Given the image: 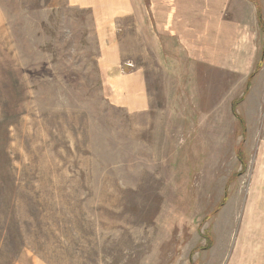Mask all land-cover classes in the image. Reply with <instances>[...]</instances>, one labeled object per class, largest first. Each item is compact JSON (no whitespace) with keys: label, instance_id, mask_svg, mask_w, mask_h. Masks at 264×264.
<instances>
[{"label":"rangeland","instance_id":"374dc122","mask_svg":"<svg viewBox=\"0 0 264 264\" xmlns=\"http://www.w3.org/2000/svg\"><path fill=\"white\" fill-rule=\"evenodd\" d=\"M226 8L218 47L133 28L132 112L93 9L0 0V264H264V0Z\"/></svg>","mask_w":264,"mask_h":264},{"label":"crops","instance_id":"0c3cea01","mask_svg":"<svg viewBox=\"0 0 264 264\" xmlns=\"http://www.w3.org/2000/svg\"><path fill=\"white\" fill-rule=\"evenodd\" d=\"M77 5L93 9L92 16L95 23V31L98 34L99 44L103 54L101 63L116 68V74L109 77L115 83L116 96L119 102L127 105L132 112H140L148 109V92L141 68L131 69L126 74L125 64L135 62L129 59L123 48L129 39L135 43L140 42V36L131 37L133 28L147 30L143 32V39L153 34L157 42L165 50L168 41H174L177 48H186L194 39L204 43L209 39V31H201L194 27V32L189 30L195 21L201 25L210 24L215 34L211 41L218 47L222 38L216 23L226 16V2L230 0H73ZM146 2V3H145ZM147 5V7L145 6ZM193 18V19H189ZM194 18H198L194 20ZM131 21V22H130ZM227 24L228 21L223 22ZM199 24V23H198ZM199 24V25H200ZM129 27L131 29L129 30ZM139 27V28H138ZM121 32L120 35H118ZM220 32V31H219ZM208 33V34H206ZM148 38V37H147ZM150 38V37H149ZM142 39V40H143ZM127 63V64H129ZM123 66V70L122 69ZM123 72V74H122ZM127 72V73H129ZM127 81V82H126Z\"/></svg>","mask_w":264,"mask_h":264},{"label":"trees","instance_id":"16d2710c","mask_svg":"<svg viewBox=\"0 0 264 264\" xmlns=\"http://www.w3.org/2000/svg\"><path fill=\"white\" fill-rule=\"evenodd\" d=\"M253 75V74H252ZM252 75L250 77H252Z\"/></svg>","mask_w":264,"mask_h":264}]
</instances>
